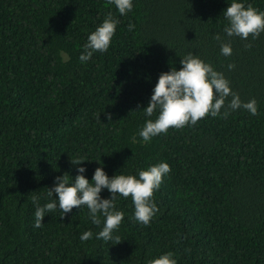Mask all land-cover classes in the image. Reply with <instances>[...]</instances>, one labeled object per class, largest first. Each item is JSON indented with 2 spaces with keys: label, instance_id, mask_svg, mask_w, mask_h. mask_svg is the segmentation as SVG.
Listing matches in <instances>:
<instances>
[{
  "label": "trees",
  "instance_id": "16d2710c",
  "mask_svg": "<svg viewBox=\"0 0 264 264\" xmlns=\"http://www.w3.org/2000/svg\"><path fill=\"white\" fill-rule=\"evenodd\" d=\"M231 2L132 0L121 16L107 0H0V264H148L167 252L177 264H264V32L227 37ZM238 2L264 11V0ZM109 13L118 24L108 50L81 62ZM216 34L230 42V56ZM189 52L242 102L255 99L257 114L227 109L229 96L220 116L143 142L139 131L156 118L143 108L159 75L180 70ZM99 161L109 178L170 166L149 225L134 219L131 197L117 195L119 244L96 239L104 218L94 225L86 206L63 218L57 207L35 228L31 197L43 206L55 177L74 180L78 167L91 181ZM100 195L110 198L107 189Z\"/></svg>",
  "mask_w": 264,
  "mask_h": 264
},
{
  "label": "clouds",
  "instance_id": "9594fccd",
  "mask_svg": "<svg viewBox=\"0 0 264 264\" xmlns=\"http://www.w3.org/2000/svg\"><path fill=\"white\" fill-rule=\"evenodd\" d=\"M108 4H114L121 16L126 15L133 8L132 0H107ZM228 25L224 28L227 37L237 36L247 40L249 36L257 39L264 32V11H258L251 4L245 6L238 0H232L230 5L223 12ZM118 21L109 13L103 22L97 26L87 38L83 46V52L79 56L81 62L88 61L95 52H106L111 44L116 31ZM135 25L129 23L128 29L132 31ZM214 39L220 44V51L224 56L232 54L230 42H224L219 34ZM250 48L251 44H246ZM182 67L180 70L172 68L169 72H163L153 88V93L148 105L143 108L146 116L152 117L156 114L155 120L148 119L139 131L143 142H149L153 137L166 134L170 128L182 129L187 125H195L199 120L209 114L212 117L221 115V109L225 108L226 98L231 96L227 109L237 110L243 108L250 114H257V102L252 99L242 102L239 95L233 93L229 81L220 72L213 69L212 65L205 63L199 57L189 52L180 59ZM229 69L234 67L228 65ZM139 108V105L137 106ZM229 111L223 112V118H227ZM108 121L112 120L111 114H106ZM84 159L71 161L73 165L82 164ZM101 166L94 170L91 181L85 178L84 167L77 168V175L73 178L65 173L54 179V186L47 188L49 202L40 205V196L33 195L32 203L35 206V228L43 226V219L47 212H52L57 207L65 214L70 213L73 208L80 209L86 206L89 210V217L94 225H101L102 230L96 235L97 240L115 241L116 245L121 243L119 236H113L124 219V214L116 210L117 195L123 198L131 197L134 205V219L147 226L154 214L158 211L153 202V194L158 190L163 177L170 171V166L160 162L150 166L147 170H138V177L134 175L115 174L111 178ZM69 177L71 179H69ZM107 189L110 198H101V191ZM55 193L56 198L53 199ZM91 230L85 231L81 241L92 239ZM172 252H167L159 258L152 259L148 264H177Z\"/></svg>",
  "mask_w": 264,
  "mask_h": 264
}]
</instances>
